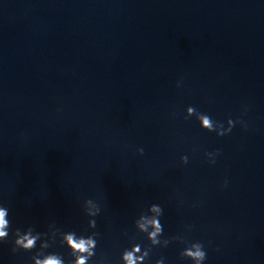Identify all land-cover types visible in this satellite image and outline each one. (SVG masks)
Instances as JSON below:
<instances>
[{"label":"water","instance_id":"1","mask_svg":"<svg viewBox=\"0 0 264 264\" xmlns=\"http://www.w3.org/2000/svg\"><path fill=\"white\" fill-rule=\"evenodd\" d=\"M188 106L247 127L217 136ZM0 204V264H33L40 242L14 254L12 231L50 223L99 233L89 264H122L149 245L134 221L151 204L203 264H264V0H0ZM185 246L147 264H191Z\"/></svg>","mask_w":264,"mask_h":264},{"label":"clouds","instance_id":"2","mask_svg":"<svg viewBox=\"0 0 264 264\" xmlns=\"http://www.w3.org/2000/svg\"><path fill=\"white\" fill-rule=\"evenodd\" d=\"M179 86V85H178ZM195 115L199 121L200 127L208 132H215L217 136H225L231 133L235 124L239 123L243 127H247L243 120L237 119L227 120V127L224 123L214 121L209 115L197 111L193 106L186 108L185 119ZM143 155V149L137 150ZM219 154V150L214 153H205L209 157L210 163H215L214 157ZM181 162L188 163V157L182 156ZM227 181H225V186ZM90 205L91 207H86ZM84 214L89 217L88 228H96V220L100 212V206L93 199H85L83 201ZM148 211V209H147ZM150 211L156 213L155 216L149 217L147 212H142L139 215V219L134 221L135 228L139 229L138 233L146 235L149 245L142 247L139 243L134 244L129 249H124L121 255L122 264H147L150 253L154 247H167L172 240H176L179 243H183L186 246L180 251L179 256L182 260L191 261V264H203L207 259V253L205 251L203 243L188 242L181 236H175L171 238L161 239L163 234V225L160 222V217L163 215V209L159 204H151ZM9 209L0 204V242H5L9 238V230L11 228V222L9 220ZM149 227L153 230L149 231ZM191 226H189L190 228ZM14 240L12 241V253L19 251L31 252L37 247L39 241V250L30 257L33 264H89V261L96 255L95 249L97 247V237L99 233L92 231L88 235H77L75 231H62L55 223L48 225L47 232H38L34 226H28L25 230L16 228L12 231ZM59 243L61 247L66 246L69 249L68 255L71 257L69 260H65L64 257L56 252H47L46 250L53 245ZM136 253H141L137 256ZM43 257V258H41ZM155 264H164V258L156 260Z\"/></svg>","mask_w":264,"mask_h":264}]
</instances>
